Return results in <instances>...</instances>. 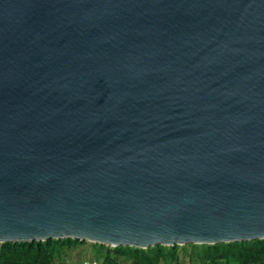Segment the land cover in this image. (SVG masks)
Returning <instances> with one entry per match:
<instances>
[{
    "label": "water",
    "instance_id": "obj_1",
    "mask_svg": "<svg viewBox=\"0 0 264 264\" xmlns=\"http://www.w3.org/2000/svg\"><path fill=\"white\" fill-rule=\"evenodd\" d=\"M264 239V0H0V243Z\"/></svg>",
    "mask_w": 264,
    "mask_h": 264
},
{
    "label": "trees",
    "instance_id": "obj_2",
    "mask_svg": "<svg viewBox=\"0 0 264 264\" xmlns=\"http://www.w3.org/2000/svg\"><path fill=\"white\" fill-rule=\"evenodd\" d=\"M76 246L90 247V258H85L88 264H264V239L215 245H157L148 249H108L78 239L0 243V264H58L65 249Z\"/></svg>",
    "mask_w": 264,
    "mask_h": 264
},
{
    "label": "rangeland",
    "instance_id": "obj_3",
    "mask_svg": "<svg viewBox=\"0 0 264 264\" xmlns=\"http://www.w3.org/2000/svg\"><path fill=\"white\" fill-rule=\"evenodd\" d=\"M89 251L90 247L88 246L66 248L64 254L62 255V261H58V264H88L85 258H90ZM77 258L79 262L77 261Z\"/></svg>",
    "mask_w": 264,
    "mask_h": 264
}]
</instances>
